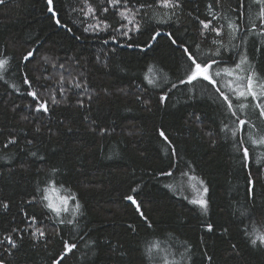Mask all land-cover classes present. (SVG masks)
Returning a JSON list of instances; mask_svg holds the SVG:
<instances>
[{
  "label": "trees",
  "instance_id": "trees-1",
  "mask_svg": "<svg viewBox=\"0 0 264 264\" xmlns=\"http://www.w3.org/2000/svg\"><path fill=\"white\" fill-rule=\"evenodd\" d=\"M91 3L99 8L100 0ZM208 3L220 17L213 24L225 27L219 38L215 34L206 38L200 35L196 17L210 18ZM248 5L259 28L255 18L260 6L245 0L246 8ZM54 7L62 18L61 25L48 11L47 0H6L0 5V58L6 55L10 60L0 79V157H7L0 159V202L9 204L7 210L0 207V239L12 228L25 226L23 212L31 216L42 211L27 201L40 195L37 189L45 187L50 170L59 169L60 174L51 178L58 181V191L63 195L71 192L78 198L84 212L81 228L90 230L61 264H164L165 258L179 264H264V245L258 242L252 246L245 235L246 226L248 231L253 225L264 231V145L250 144L247 139L249 132L257 139L264 137V120L258 119L252 109L251 97L237 100L230 94L237 107L250 105L238 112L249 124L235 138L238 141L244 137L243 146L250 153L245 160L234 147V139L220 130L222 123L233 126V120L227 118L230 114L225 113L214 89L208 86L207 94H203L201 89L207 85L203 82L196 86L194 98H189L190 86L179 84L187 67L184 56L164 35L152 43V30L158 27L153 17L163 16L166 10L154 5L142 21L141 33L131 40L117 36L114 42L112 30L123 22L111 11L100 17L111 25L107 32H86L84 28L93 20L72 11L83 7V0H54ZM233 9L239 11L238 0H220L219 6L215 0H182V7L170 22L172 26L160 30L171 31L189 43L198 42L202 53L215 51L211 43L214 38L222 39L229 48L238 45L248 57L246 67L264 78V37L253 31L243 44L239 38L233 40L228 22L243 26L247 20V14L238 20ZM247 27L251 28V22ZM105 40L109 42L105 44ZM129 43L133 47H128ZM146 43L152 47L142 50ZM33 49L34 57L24 61ZM235 59L233 52L227 66L232 67ZM53 61L87 78L93 93L91 106L77 107V96L70 95L65 103L50 104L49 113H37L36 119L29 108L35 101L27 92L35 89L41 100L48 98L49 93L40 85L54 87L57 69L52 68ZM25 74L31 87L24 83ZM145 74L156 78L158 86L149 85ZM45 76L53 79L45 80ZM228 79L232 78L217 79L218 86L223 88ZM173 83L178 86L171 88ZM165 93L167 100L161 101ZM61 98L57 90V99ZM193 114L202 123L194 120ZM25 116L29 119H22ZM101 128L108 132L102 134ZM159 130L165 132L171 146L159 136ZM12 133L17 144L5 149L3 144ZM28 140L33 143L29 145ZM171 147L176 149L175 156ZM31 152L45 159L41 161ZM168 171L171 177L160 174ZM249 173L255 182L251 194ZM200 180L209 189L207 214L189 202L197 196L192 185L200 188ZM138 184L139 194L131 193ZM168 184L177 190H170ZM128 194L136 195L153 227L149 228L124 199ZM245 209L251 213V220L241 217ZM43 212L44 216L37 219L42 221L47 239L36 241L28 234L18 238L19 248L11 255L5 253L10 264H54L62 251L61 237L72 241V228L48 219L54 215L51 210ZM208 223L213 225L211 232L206 228ZM129 225L136 230L133 232ZM88 240L97 242L94 251L84 246ZM149 244L160 245L158 251L154 250L155 259L145 254ZM6 247L0 246V251Z\"/></svg>",
  "mask_w": 264,
  "mask_h": 264
},
{
  "label": "snow or ice",
  "instance_id": "snow-or-ice-1",
  "mask_svg": "<svg viewBox=\"0 0 264 264\" xmlns=\"http://www.w3.org/2000/svg\"><path fill=\"white\" fill-rule=\"evenodd\" d=\"M6 0H0V5H4ZM216 4L219 6L220 0H215ZM252 3L260 6V12L256 16L255 19L259 20V28L257 23L252 17L249 9L251 5H248V8L245 6V0H238V9H233L237 14L238 20L245 19V15L247 14V20L245 24L242 26L238 22L229 21L227 28L230 32L231 38L233 40L240 39L241 43L246 42L247 35L250 32L255 31L256 35L264 37V0H252ZM48 11L53 14L55 23L57 25H61V16L55 12L54 0H47ZM154 5H158L161 9L166 10L163 16H154L153 20L157 24V28H154L153 34L151 36L152 43L157 42V38L164 35L168 38L170 43L175 46L181 54L184 56L187 67L185 69V78L179 81V84L189 85V98H194V93L196 91V86L198 84H202L203 82H207V85L201 89L203 94H207V87L210 86L214 89L217 94V99L221 104L225 106L224 111L228 116V119L233 120V126H229L228 123H222L221 131L227 135H230L235 143L234 147L238 152H242V157L245 160L250 158L249 148L243 146L245 143L244 137L241 136L238 141L235 140L238 132L245 131V126L249 124V121L246 119L240 118L238 112H243L244 109L248 108L250 105L247 103L239 104L237 107L233 104V100L230 99L231 96L236 97L237 100L243 98L245 101L251 97L252 109L257 113V117L260 120H264V78L259 77L254 71H250L248 67L249 61L246 53H242L239 50L238 45H232L231 48L224 45L222 39L214 38L211 43L215 45V51L209 49L208 52L202 53L201 47L198 42L189 43L184 40L182 37L178 35H174L173 32L167 31L163 32L160 30L161 28L171 27L172 24L170 22L174 21V18L177 16V9L182 7V0H100L99 8L93 6L91 0H83V7L80 9L73 8L72 11H79L84 17H88L93 20V23L87 24V27L84 28L86 32H107L111 25L107 22V20H101V16H105L110 11L112 14L118 16L120 20L123 22L120 26L113 31L114 34L111 35V40L116 41L117 36L125 37L128 40L132 39V36L141 33L144 25L142 21H144L147 16L149 10L153 9ZM208 16L209 19L201 20L199 17H196L198 24L201 26L200 35L201 38H206L209 34H215V37L219 38L225 32L224 25L215 26L213 21H219L220 17L213 10L212 3H208ZM99 13V14H98ZM251 22V28L247 27V24ZM67 27L66 25H62ZM258 28V30H257ZM71 31V29H69ZM109 41L105 40L104 43L107 44ZM264 43V41H262ZM128 47H133V44L129 43ZM136 47H140V45H136ZM152 47L151 43H146L142 50H147ZM191 49V50H190ZM236 53V59L232 61V67H228L229 60L232 59V53ZM35 49L29 50L26 55L23 57L24 61H29L34 57ZM225 53L228 54V58H225ZM99 59V58H98ZM46 63L48 62L47 58H45ZM10 64L9 58L4 55L0 58V79H3V73L7 70V67ZM223 65V67H221ZM51 66L54 69H57V78L54 80V87L46 88L45 85H40L41 88H45V90L49 93L48 98L43 100L38 96L37 90L33 89L27 92V95L32 97L35 101L34 107L31 105L29 108L32 111V115L39 119L36 116L37 113L46 114L50 111V104L54 106H58L61 103H65L68 101L70 95L77 96L76 106L83 108H90L91 101L93 99V93L90 91L87 78L83 77L82 73L74 72L71 67L66 66L63 63L57 64L56 62H51ZM62 70V71H60ZM153 69L149 67L148 72L152 73ZM83 77V78H82ZM225 77L232 78L228 79L223 88L218 86L217 78H220L222 81ZM39 79V78H37ZM45 80L53 79L52 76H45ZM144 79L147 80L149 85L158 86L156 78L145 74ZM166 79V78H165ZM24 83L28 84L31 87V81L27 79V74L24 77ZM178 85L173 83L171 88H176ZM15 88V85H12ZM171 88L169 91H171ZM224 89H227L225 91ZM57 90L61 94V99H57ZM19 91V89H17ZM161 101L167 100V93L160 97ZM85 100L89 103L85 104ZM147 103V101H144ZM192 118L197 122L202 123L201 118L198 115L193 114ZM22 119H29V117L25 116ZM87 119V117H85ZM93 124L95 121L92 122ZM251 127L255 128V125H251ZM36 132H40V127L37 125ZM49 133H51V128L48 129ZM71 131V129H69ZM100 132L107 133L108 129L101 128ZM208 135H212V133H208ZM159 136L163 138L164 141L171 146V141L168 136L165 134L163 130H159ZM248 143L250 144H260L264 145V137L257 139L255 135L251 132L247 134ZM27 143L31 145L33 143L32 140H28ZM17 144V137L15 133L9 135L7 142L3 144V147L6 149L9 145ZM171 152L173 156L176 155L175 147H171ZM31 156L37 157L36 152H31ZM39 160L43 161L45 158L43 156L37 157ZM0 159H7V157H0ZM59 169H51L50 170V178L45 182V187L38 188L37 191L40 193L39 196H33L31 200L27 201L29 205L36 204L41 207L42 211L40 213L29 216L28 212H23V216L25 217L24 227L23 228H12L10 233H6L2 239H0V246L7 245L6 248H3L0 251V264H10L9 261L5 259V253L7 255H11L13 250L19 248V244L17 239H22L24 234L30 235L31 239L40 241L47 239V233L42 224V221H38L37 216H44L43 209H49L54 214L51 217H48L50 220H56L58 225H64L65 227L72 228V236L73 239L71 242L68 240H62V251L58 253V258L54 260V264H61V261L69 254L73 253L74 250L77 249L78 242L83 241L85 236L88 235L90 230H84L81 228L80 220L84 216V212L82 211V205L80 204L78 198L69 192L67 195H60L57 184L58 181L52 179L53 176H58ZM161 175L172 176V172H161ZM191 179L197 180V177H192ZM254 180L251 179V173H249L248 179V191L251 194L252 189L254 187ZM201 185L200 188H196V185H192L193 188L196 189L197 196L192 198L189 202L193 205L198 206L204 214H207L209 201L206 199V195L209 191L208 187L204 184L202 180L199 181ZM172 191H176L172 184L166 185ZM140 185L138 184L136 187L131 189V193L139 194ZM128 194L124 197L126 201H129L131 205L134 207L135 212L142 219V221L149 227H153L152 222L149 220V217L145 215V209L140 201L136 199V195ZM188 199L187 197H184ZM0 207L7 210L9 208L8 203L0 202ZM64 214H67L66 216ZM241 217L247 218L251 220V213L245 209L240 212ZM129 228L134 232L136 229L129 225ZM206 228L209 232L213 230V225L208 223ZM81 231H83V235H81ZM226 231V230H225ZM56 235H59L57 231ZM245 235L250 239V243L252 246H257L258 242L260 245H264V231L256 228L254 225L252 226V230L248 231L247 226L245 227ZM97 242L94 240H88L85 243V247L89 249V251H94ZM233 250H235V245L232 246ZM160 248L159 244H149L145 248V254L149 256L150 259H155L154 250L158 251ZM188 249L185 248V254ZM169 255H174L172 253H168ZM181 255V260L184 259V255ZM88 253H84V256H87ZM210 261L211 257H207ZM164 264H179V262L168 261L165 258Z\"/></svg>",
  "mask_w": 264,
  "mask_h": 264
},
{
  "label": "rangeland",
  "instance_id": "rangeland-1",
  "mask_svg": "<svg viewBox=\"0 0 264 264\" xmlns=\"http://www.w3.org/2000/svg\"><path fill=\"white\" fill-rule=\"evenodd\" d=\"M217 79H220V78H217ZM233 97H234V96H233ZM59 194H60V195H63L60 191H59ZM166 259H167V258H166ZM163 263H164V262H163Z\"/></svg>",
  "mask_w": 264,
  "mask_h": 264
},
{
  "label": "water",
  "instance_id": "water-1",
  "mask_svg": "<svg viewBox=\"0 0 264 264\" xmlns=\"http://www.w3.org/2000/svg\"><path fill=\"white\" fill-rule=\"evenodd\" d=\"M52 14V13H51Z\"/></svg>",
  "mask_w": 264,
  "mask_h": 264
}]
</instances>
